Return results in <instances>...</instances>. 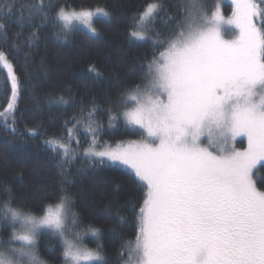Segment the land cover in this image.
<instances>
[{"label": "snow or ice", "instance_id": "snow-or-ice-1", "mask_svg": "<svg viewBox=\"0 0 264 264\" xmlns=\"http://www.w3.org/2000/svg\"><path fill=\"white\" fill-rule=\"evenodd\" d=\"M232 4L226 18L221 0H175L171 9L165 0H150L132 17L129 39L146 44L151 59L140 65V83L124 88L118 101L99 108L91 100L83 122L74 116L61 136L42 141L58 157L51 195L30 200L18 190L23 185L0 181V264H53L42 257L41 237L56 239L59 247L50 243L45 251L57 264H111L101 243L89 248L84 242L89 235L99 241L102 229L84 221L71 193L78 156L93 169L124 171L133 190L143 193L142 203L129 202L134 234L117 250L118 264H264V190L257 183H264V0ZM13 15L18 30L9 36ZM111 15L106 6L69 0L0 6V72L10 93L0 110L6 129L18 131L25 88L16 54L23 52L26 68L45 28L58 43L77 31L92 39L99 35L95 22ZM83 76L97 80L103 73L93 64ZM44 99L50 107L72 103L60 92ZM100 112L106 122L97 119ZM121 124L139 139L115 148L99 143L106 126ZM85 125L88 147L78 151ZM28 132L44 134L39 127ZM237 138L246 147L238 148ZM29 162L24 156L18 165ZM113 207L115 231L127 218L124 206L112 201L106 212Z\"/></svg>", "mask_w": 264, "mask_h": 264}, {"label": "trees", "instance_id": "trees-1", "mask_svg": "<svg viewBox=\"0 0 264 264\" xmlns=\"http://www.w3.org/2000/svg\"><path fill=\"white\" fill-rule=\"evenodd\" d=\"M12 2L13 0H0V6L7 7ZM26 2L27 0H15L16 8ZM149 2L150 0H69L73 6L94 7L99 4L111 10L112 15L107 22L103 19L95 22L99 35L89 39L85 31H77L68 41L58 43L51 31L45 28L26 68L22 67L25 64L23 52L16 54V70L21 74V79L25 80V88L18 100V131L13 133L6 129L0 120V181L7 180L13 186L23 185L18 190L30 200L51 195L59 180L56 165L58 157L45 149L42 141L48 136H61L64 122L74 116L83 122L91 100L94 99L99 108H108L110 101H118L124 88L140 83V65L146 59H151V50L146 44H133L128 33L132 28V17ZM174 2L175 0H165L169 9ZM225 11L226 14L230 12L229 6L225 7ZM15 20L16 16L13 15L7 27L9 36L18 30ZM93 64L103 73L102 78H84L83 73ZM5 87L4 74L0 72V110L6 107V99L10 96V93L5 92ZM50 92H60L72 103L67 107H50L44 99ZM82 107L85 109L83 114ZM97 119L107 121L103 112L98 114ZM37 127L42 128L44 134L32 137L28 129ZM85 129L86 125L78 133V151L88 147ZM98 139L101 145H117L138 140L139 136L127 131L121 124L116 127L106 126ZM72 147L76 145L73 144ZM24 156L30 157V162L26 167H20L18 161ZM77 169H83V173L78 174ZM71 170V193L77 201L78 210L86 223H94L102 229L99 241L89 235L84 242L89 248H95L97 243H101L106 258L111 264H118L117 250L123 239H130L134 234V218L129 202L142 203L143 193L134 191L131 180L124 171L116 167L101 166L93 169L78 156ZM18 172L22 173V178L16 176ZM260 174L264 177V169H261ZM257 183L264 190V183L259 180ZM116 185H119L118 190ZM109 201L114 206H124L121 214L127 218V222L115 231V207L112 213L106 212ZM50 243L54 248L59 247L56 239L41 237L40 252L43 258L57 264L45 251Z\"/></svg>", "mask_w": 264, "mask_h": 264}, {"label": "rangeland", "instance_id": "rangeland-1", "mask_svg": "<svg viewBox=\"0 0 264 264\" xmlns=\"http://www.w3.org/2000/svg\"><path fill=\"white\" fill-rule=\"evenodd\" d=\"M211 2H212V0H209V3H211ZM226 6H229V9H230V12L228 14H226V11H225ZM221 10H222V13L225 15L226 18L231 17L232 11L234 10V5L232 4V0H221ZM237 139H238V142H237L238 148L246 147V141L244 142V144H240L239 140L242 138H237ZM127 142H129V141H127ZM127 142H123V143H127ZM109 146H111L112 148L116 147V145H109Z\"/></svg>", "mask_w": 264, "mask_h": 264}]
</instances>
